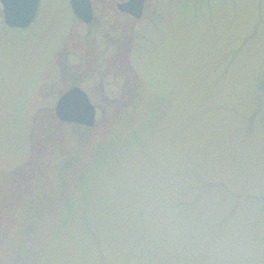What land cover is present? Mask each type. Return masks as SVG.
Returning <instances> with one entry per match:
<instances>
[{"label": "rangeland", "instance_id": "374dc122", "mask_svg": "<svg viewBox=\"0 0 264 264\" xmlns=\"http://www.w3.org/2000/svg\"><path fill=\"white\" fill-rule=\"evenodd\" d=\"M121 1L0 19V264H264V0Z\"/></svg>", "mask_w": 264, "mask_h": 264}, {"label": "water", "instance_id": "95a60500", "mask_svg": "<svg viewBox=\"0 0 264 264\" xmlns=\"http://www.w3.org/2000/svg\"><path fill=\"white\" fill-rule=\"evenodd\" d=\"M145 0H126L117 3L116 9L119 13L128 15L136 20L142 16ZM15 1V6L4 3L5 12L3 22L8 28L25 29L33 21L36 14V0ZM73 14L84 24L92 21V11L88 0H72ZM22 11V12H21ZM96 110L89 101L87 94L78 86H73L58 97L54 115L57 120L64 124H73L85 128L94 125Z\"/></svg>", "mask_w": 264, "mask_h": 264}, {"label": "flooded vegetation", "instance_id": "af4514ba", "mask_svg": "<svg viewBox=\"0 0 264 264\" xmlns=\"http://www.w3.org/2000/svg\"><path fill=\"white\" fill-rule=\"evenodd\" d=\"M15 1L16 0H0V19L2 18V21H3V14H2V12H5V7H4V3H6V4H8V6H15ZM20 2H22V1H24V3L23 4H25L26 2H28V1H32V0H19ZM43 1L44 0H36V9H35V12H36V14H35V16H34V19H35V17H36V15H37V12H41L42 11V7H43V5H42V3H43ZM68 1V8H69V10H70V12H72V14H73V9H72V6H71V1L72 0H67ZM89 1V4H90V7H91V11H92V21H91V23L90 24H84L83 22H81L77 17H75L77 20H79L82 24H84V25H86V26H93L94 24H98V21L97 20H95L94 19V12H111V7H109V8H106V7H104V5L102 6L103 8H96L95 7V5H94V1H101V2H103L104 3V1H106V0H88ZM124 1H126V0H124ZM124 1H121V2H124ZM146 1V0H145ZM117 3H119V2H117ZM116 3V4H117ZM116 4L114 5V8H115V10L117 11V9H116ZM144 9H145V2H144V7H143V11H142V16H143V12H144ZM22 12V11H21ZM118 12V11H117ZM119 13V12H118ZM119 14H121V13H119ZM74 15V14H73ZM121 15H124V14H121ZM125 16H127V15H125ZM142 16H141V18H142ZM140 18V19H141ZM34 19H33V21H34ZM32 21V22H33ZM32 22L30 23V25L32 24ZM4 23V22H3ZM5 25V24H4ZM29 25V26H30ZM5 27H6V25H5ZM26 29V28H25ZM264 112V111H263Z\"/></svg>", "mask_w": 264, "mask_h": 264}, {"label": "trees", "instance_id": "16d2710c", "mask_svg": "<svg viewBox=\"0 0 264 264\" xmlns=\"http://www.w3.org/2000/svg\"><path fill=\"white\" fill-rule=\"evenodd\" d=\"M263 84H264V79H263Z\"/></svg>", "mask_w": 264, "mask_h": 264}]
</instances>
